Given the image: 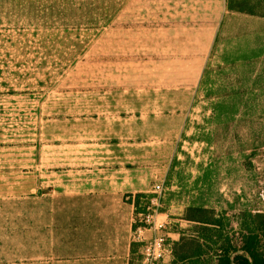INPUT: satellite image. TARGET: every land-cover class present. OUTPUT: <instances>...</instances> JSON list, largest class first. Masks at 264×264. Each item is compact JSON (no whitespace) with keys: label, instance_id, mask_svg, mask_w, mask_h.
Masks as SVG:
<instances>
[{"label":"rangeland","instance_id":"rangeland-1","mask_svg":"<svg viewBox=\"0 0 264 264\" xmlns=\"http://www.w3.org/2000/svg\"><path fill=\"white\" fill-rule=\"evenodd\" d=\"M124 4L0 0V264L21 255L24 200L62 172L155 167L179 129L195 158L238 162L264 221V0ZM156 183L166 201L152 182L137 225Z\"/></svg>","mask_w":264,"mask_h":264},{"label":"crops","instance_id":"crops-1","mask_svg":"<svg viewBox=\"0 0 264 264\" xmlns=\"http://www.w3.org/2000/svg\"><path fill=\"white\" fill-rule=\"evenodd\" d=\"M106 1L127 7L143 0ZM58 15L62 14H46ZM182 131L168 137L166 156L155 167L126 162L113 169L62 172L67 176L38 193L37 200H24L21 255H14L13 264H139L135 255L140 243L133 239L139 214L135 201L154 181L166 182V201L159 197L154 210V219L165 224L161 232L169 244L161 264H238L237 256L251 259L248 247L251 243L253 249L256 233L257 250L264 255V221H256L250 183L240 178L238 162L227 160L230 155L195 158L200 147L195 149L196 142L182 138ZM141 234L147 238L153 230Z\"/></svg>","mask_w":264,"mask_h":264},{"label":"built area","instance_id":"built-area-1","mask_svg":"<svg viewBox=\"0 0 264 264\" xmlns=\"http://www.w3.org/2000/svg\"><path fill=\"white\" fill-rule=\"evenodd\" d=\"M154 191L158 195L150 199L149 204L146 207L147 212L139 219L140 223L135 228V233L133 235L134 241L140 243L139 264H161V260L169 250L166 236L161 232L164 229L165 224L163 222H157L154 219V210L159 206V194L162 191V185L156 183L154 185ZM262 193L264 194V189H262ZM145 229H152L153 234L147 238L143 237L141 233Z\"/></svg>","mask_w":264,"mask_h":264},{"label":"trees","instance_id":"trees-1","mask_svg":"<svg viewBox=\"0 0 264 264\" xmlns=\"http://www.w3.org/2000/svg\"><path fill=\"white\" fill-rule=\"evenodd\" d=\"M233 1V0H232ZM231 0L228 1L227 6L229 10H236V11H244L247 13H251L252 11L251 9H244L242 7H238V6H234V5H230V3L232 2ZM140 195L136 196V201H135V205H136V211L138 212V201H137V197ZM142 196V195H141ZM251 243H249V254H250V260H248L246 257H241V256H237L236 260L238 262V264H264V255H262L258 250V235L257 233L254 235L253 237V242H252V248H250Z\"/></svg>","mask_w":264,"mask_h":264}]
</instances>
